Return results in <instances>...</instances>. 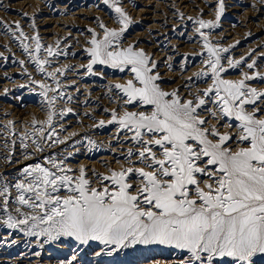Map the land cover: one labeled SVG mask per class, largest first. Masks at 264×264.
<instances>
[{"label": "snow or ice", "instance_id": "snow-or-ice-1", "mask_svg": "<svg viewBox=\"0 0 264 264\" xmlns=\"http://www.w3.org/2000/svg\"><path fill=\"white\" fill-rule=\"evenodd\" d=\"M103 4L114 10L118 28L100 22L102 36L89 29L92 38L85 50L90 58L85 71L96 75L94 66L103 65L132 74L109 90H119L124 105L142 110L112 111L107 123L115 124L118 132L131 133L128 139L135 150L129 148L126 159L131 164L135 157L137 163L119 171L112 169L108 175L97 174L100 187L94 186L84 167L74 173L67 166L71 153L26 165L15 183L0 174V229L23 234L29 246L35 238L41 249L45 245L63 247L65 241H71L70 256L59 264H85L81 253L86 251L96 257H118L129 250L158 248L170 250V256L179 254L172 264H264V90L248 83L264 81V73L256 70L255 60L222 57L229 48L212 44L205 33V29L219 27L224 0H218L215 20H195L207 52L206 70L196 75L210 77L211 84L192 98L178 89L164 90L161 76L154 72L155 60L134 44L122 46L124 34L133 24L122 0H103ZM0 26L20 39L37 71L52 82L32 81L49 111L46 121L33 120L32 133L19 136L22 146L29 147V137L40 152L45 150L42 141L66 144L54 120L56 101L65 96L72 100L61 90L60 77L69 69L52 65L68 53L58 50L59 42L42 44L38 31L27 36L18 23L13 28L0 21ZM32 27L35 29V23ZM26 40L34 41V48ZM241 64L252 70L242 72V79L223 75ZM72 111L66 108L59 115ZM205 112L217 121L226 119L229 128L233 125L227 121L238 122L235 140L230 132L209 126ZM105 124L101 120L98 126ZM4 127L17 135L13 122ZM88 144L95 146L92 140ZM93 244L102 246L101 250L92 249ZM148 264L169 262L153 257Z\"/></svg>", "mask_w": 264, "mask_h": 264}, {"label": "rangeland", "instance_id": "rangeland-1", "mask_svg": "<svg viewBox=\"0 0 264 264\" xmlns=\"http://www.w3.org/2000/svg\"><path fill=\"white\" fill-rule=\"evenodd\" d=\"M6 1V2H5ZM17 1V2H16ZM21 1H24V0H20V2ZM27 1H29V3H24V5L22 6V5H20V7L15 11L14 10V8L16 7V4L17 3H20L19 2V0H0V21H3L4 22V20H5V22L8 20V17H10L9 15H11V17L13 16V18L15 17V19H17L18 21H19V24H20V26H21V28L22 29H24V32L26 33V35L27 36H29V37H31V36H33V35H35L34 33H33V31L36 33V31L38 30V32H39V35H40V37H41V43L42 44H44L45 42H46V40H48V39H50L51 37H53L52 36V34H46L47 35V38L48 39H46L45 41H44V34H42V32L40 31L42 28L43 29H45V28H52V27H54V25L56 26V25H59L58 27H60V28H63V27H65V31H68V33L67 32H65V34H68V35H70L71 37L70 38H74L75 36H76V38H77V40H78V46H79V48H78V51L80 52V54H82V55H84V54H86L87 52L85 51V49H87L86 47H89L90 46V44H89V39L91 40V33H89V29H95L98 33H100L101 34V36H102V30L99 28V24H100V22L101 21H103V23H105L108 27H110V28H118V22H117V20H116V14H115V12H113V9L110 11V9L111 8H109L108 6H106V5H104L103 4V1L102 0H63V1H61V0H55V7L57 6V7H59V8H61V6L63 7V6H65V19H63V20H58L59 21V24H58V22L57 23H55V22H51V19H50V17L48 16V13H45L46 11H47V9H46V7L44 6V5H42L41 3H38V4H34V3H37V0H27ZM60 1V2H59ZM75 1H77L76 3H75ZM144 0H142V1H140V0H122V6H123V8L124 7H126V6H130L131 7V9H129L130 7H127V8H124V10L126 11V12H128L129 14H130V16L132 17V19H133V25H130V27L128 28V30L125 32V34H124V41H123V45L122 46H124V47H126V46H128V44L131 42L132 44H134V45H136V46H138V48H141V49H144L145 50V52L149 55L150 53V55L149 56H151L154 60H155V62H156V65H157V67H158V65L160 64V63H164V64H166V66H165V68H163V70L165 71V69L168 67V65H172V64H178V65H174L172 68L169 66V68H171V70L170 71H172V69L173 68H175L176 67V69H180V68H187L188 70L186 71V70H184V71H186V72H189L190 71V73L192 72V73H194L193 75H192V73L189 75V76H191V77H189V78H187V79H185L183 82V84H184V86H186L187 87V89L188 90H191V92H193V93H201V92H203V90L205 89V88H207L210 84H211V79H210V77L209 78H197V73H199V72H201L200 70H202V68H203V70H206L205 69V66H204V62L203 61H206V58H207V52H203V51H206L205 49H203V43H201V42H203V40H202V37H199V34H198V32L196 31V29H197V26H195L196 25V23H195V19H198V17L199 18H202V19H208L207 18V16L209 15L208 14V12H203V13H198L197 14V11L196 10H198V8L197 7H199V5H197V4H194L195 5V7L194 8H187L186 6H187V4L189 3H187V2H183V3H185V4H183L182 2H179L180 0H145L144 2H143ZM159 1V2H158ZM171 1V2H170ZM227 0H224V3H227L226 2ZM231 1H234V0H231ZM5 2V3H4ZM67 2H70L69 4L67 3ZM102 2V3H101ZM127 2V3H126ZM151 2V3H150ZM162 2V3H161ZM174 2V3H173ZM178 2V3H177ZM3 3V4H2ZM16 3V4H15ZM32 3V4H31ZM61 3H63V4H61ZM73 3V4H72ZM82 3L84 4V5H82ZM126 3V5H124ZM131 3V4H130ZM133 3V4H132ZM140 3V4H139ZM155 3V4H154ZM173 5H172V4ZM176 3H177V5H176ZM180 3V4H179ZM182 3V4H181ZM199 3H200V1H199ZM12 4V5H11ZM26 4V5H25ZM30 4L33 6H35L37 9H39V10H37L34 6L32 7H30ZM61 4V5H60ZM71 4V5H70ZM137 4V5H136ZM148 4V5H147ZM179 4V5H178ZM8 6V8H7V6ZM12 7H11V6ZM29 5V6H28ZM67 5V6H66ZM79 5H82L81 7H78ZM89 5V6H88ZM105 7H104V6ZM141 5V6H140ZM147 5V6H146ZM153 5H155L154 7H151V6H153ZM161 5V6H160ZM171 5V6H170ZM183 5V6H182ZM186 5V6H185ZM5 6V7H4ZM28 8H27V7ZM42 6V7H41ZM87 6V7H86ZM91 6V7H90ZM95 6V7H94ZM144 6V7H143ZM174 6V7H173ZM175 6H176V8H175ZM181 6V7H180ZM22 7H23V9L24 10H22ZM26 7V8H25ZM43 9H41V8ZM45 7V8H44ZM97 7V8H96ZM133 7V8H132ZM161 7H162V11H160L161 10ZM177 7H178V9H177ZM184 8V10H183V8ZM3 8V9H2ZM17 8V7H16ZM21 8V9H20ZM31 8V9H30ZM35 8V10H33ZM69 8H70V11H69ZM71 8H73V9H71ZM80 8H82V9H84L83 10V12H80V13H78V11L79 10H77V9H80ZM86 8H87V10L91 13V8H92V13H95V14H92L91 16H90V13L88 12V11H85L86 10ZM101 8V9H100ZM140 10H139V9ZM147 10L148 11V13L147 12H145V10ZM165 8V9H164ZM170 8V9H169ZM182 8V9H181ZM29 9V11H27V10ZM46 9V10H45ZM135 10V12L133 13L132 12V10ZM138 9V10H137ZM150 9V10H149ZM155 9H157V13L158 14H160V15H158V14H153V13H150V12H152V10L153 11H155ZM175 9V10H174ZM178 11H177V10ZM180 9V10H179ZM189 9V10H188ZM3 10H5V11H3ZM72 10V11H71ZM98 12H97V11ZM105 12H104V11ZM107 10H109V11H107ZM133 10V11H134ZM142 10H144V12L142 11ZM167 10V11H166ZM173 10V11H172ZM195 10V11H194ZM28 12V14H27V12ZM30 11H32V12H30ZM75 11H76V13H75ZM103 11V12H102ZM140 11H142V12H140ZM185 11V12H184ZM1 12H3V14L1 13ZM21 12V13H20ZM26 12V13H25ZM31 14H33V15H31V16H29L30 15V13ZM34 12V13H33ZM43 12V13H42ZM68 12V13H67ZM72 12H74V13H72ZM100 12V13H99ZM102 12V13H101ZM112 12V13H111ZM166 12H168V14L166 13ZM174 12V13H173ZM180 13L179 15H181V12H183L182 14H183V19L181 18V17H179V15H178V13ZM191 12V13H190ZM192 12H193V14H192ZM196 12V13H195ZM263 13H264V11H262ZM7 14V17H6V15L5 14ZM35 13L37 14V15H35ZM41 13V14H40ZM78 13V14H77ZM100 15H99V14ZM103 13H104V15H103ZM137 15H136V14ZM170 13V14H169ZM190 13V14H189ZM19 14H21V15H19ZM23 14V15H22ZM39 14V15H38ZM69 14V15H68ZM82 14V15H81ZM101 14H102V17H101ZM109 14V15H108ZM114 14H115V17H114ZM133 14H134V16H133ZM138 14H139V16H138ZM164 15V18L161 16V15ZM176 16H175V15ZM205 14H207L206 15V17H205ZM216 13H213L212 15H209L208 17H209V19L211 20H214L215 19V17H216V15H215ZM26 15V16H25ZM98 15V16H97ZM152 15H154L155 17L154 18H149V17H153ZM184 15H186V16H184ZM192 16V18L193 19H188L187 18V16ZM196 15V16H195ZM198 15V16H197ZM215 15V16H214ZM1 16H2V18H1ZM29 16V17H28ZM98 18H97V17ZM100 16V17H99ZM110 16V17H109ZM147 16H149V17H147ZM158 16V17H157ZM169 16H170V18H169ZM189 16V17H190ZM249 17H251V15L249 14L248 15ZM26 17V19H24ZM32 17H34V18H32ZM42 17H43V19H42ZM57 18H59V16H56ZM55 17V18H56ZM72 17V18H71ZM76 17V18H75ZM85 19H84V18ZM93 17V18H92ZM136 17V18H135ZM185 17V18H184ZM249 17H245L244 19H245V21H243L242 19H240V21H243V22H247V23H245V24H249V23H251L252 21H253V18H250L249 19ZM253 17V16H252ZM37 18V19H36ZM47 18H49V20L50 21H47L48 19ZM77 18H79V19H77ZM104 18L106 19H108L107 21L106 20H104ZM139 18V19H138ZM176 18V19H175ZM187 18V19H186ZM214 18V19H213ZM7 19V20H6ZM31 20V21H28V20ZM42 19V20H41ZM45 19V20H44ZM47 19V20H46ZM74 19V20H73ZM81 19H83V20H81ZM97 19V20H96ZM113 19V20H112ZM137 19V20H136ZM185 19V20H184ZM208 19V20H209ZM249 19V20H248ZM12 20V19H11ZM22 20V21H21ZM68 21L70 24L71 23H73V24H69L68 25V23L66 22V21ZM77 20H79V21H77ZM110 20H111V22H110ZM134 20H136V21H134ZM144 20H146V21H144ZM153 20V21H152ZM166 20V21H165ZM181 20H184V21H181ZM194 20V21H193ZM234 20H236V21H239L238 19H234ZM248 20V21H247ZM10 21V20H9ZM25 21V23H22V22H24ZM37 21V22H36ZM44 21V22H43ZM91 21H93V22H91ZM105 21V22H104ZM112 21H113V23H112ZM143 21V22H142ZM150 21V22H149ZM158 23H157V22ZM171 22V24H170V22ZM175 21V22H174ZM176 21L178 22V23H176ZM31 22H36L35 23V29L36 30H34L33 29V27H32V24L33 23H31ZM40 22H43V23H40ZM63 22H64V24H63ZM79 22V23H78ZM89 22V23H88ZM91 22V23H90ZM107 22V23H106ZM140 22V23H139ZM161 22V23H160ZM164 22V23H163ZM168 22V23H167ZM183 22V23H182ZM222 24H221V23ZM229 22H231V23H233L234 21H229ZM28 25H27V24ZM29 23H30V25H29ZM53 23V24H52ZM67 23V24H66ZM112 23V24H111ZM156 23V24H155ZM166 23V24H165ZM174 23H176L178 26H172V24H174ZM179 23H180V25H179ZM182 23V24H181ZM194 23V24H193ZM236 22H234V24H235ZM6 24V23H5ZM8 24H10L11 26L14 24V20H12L10 23H8ZM39 24V25H38ZM44 24V25H43ZM89 26H88V25ZM111 24V25H110ZM135 24V25H134ZM143 24H147V25H149L150 27H147V25L145 26V25H143ZM165 24V25H164ZM24 25H25V27H24ZM41 25H43L42 27H40V29L37 27V26H41ZM53 25V26H52ZM93 25V26H92ZM143 25V26H142ZM156 27H155V26ZM170 25V26H169ZM183 25V26H182ZM187 25V26H186ZM194 25V26H193ZM219 25L220 26H222V27H224L223 25H224V23H223V20H222V16H221V18H220V21H219ZM31 26V27H30ZM69 26V27H68ZM81 26V27H80ZM85 26V27H84ZM91 26H92V28H91ZM134 26V27H133ZM153 26V27H152ZM161 26V27H160ZM163 26V27H162ZM169 26V27H168ZM172 26V27H171ZM182 26V27H181ZM185 26V27H184ZM219 26V27H220ZM24 27V28H23ZM72 29H71V28ZM89 27V28H88ZM97 27V28H96ZM146 27V28H145ZM152 27V28H151ZM160 27V28H159ZM173 28H175V31L176 32H179V33H182L183 34V36H186L187 34L190 36H188L189 37V40H186L185 41V38H182L180 41H182L180 44H179V42L178 43H174V44H171L172 43V41H173V39H172V36H173V31H172V29ZM216 27L215 29H212V30H208V29H206V31H205V33H207L208 35H209V39L211 38V36L213 35V39H215V40H213L212 38L210 39V41L212 42V44H216V45H218V46H220V47H227V48H230V45H231V43H224V44H222L223 42H228V40H233L235 37L237 38V40H238V38L240 37L241 38V36L238 34V32L237 33H235V34H233V35H231L232 37H229V38H227V39H225L226 37H223L224 35H220L219 34V31L218 30H223L222 29V27ZM13 28H14V26H13ZM99 28V29H98ZM150 28V29H149ZM156 28V29H155ZM165 28V30H164V33H163V29ZM167 28H168V30H167ZM178 28H179V30H178ZM218 28V29H217ZM25 29L28 31H25ZM133 29V30H132ZM140 29H141V31H140ZM143 29H144V32H143ZM147 30V32H146V30ZM152 29H154V32H153V30ZM162 29V30H161ZM177 29V30H176ZM6 29L4 28V27H0V38H4L5 39V42H4V39L2 38V39H0V54H2V55H0L1 57H0V88L4 85V87H6V89H7V91L5 92V88L3 87V89L1 90L2 91V93H4V94H0L1 96H0V120L1 121H3L2 123H1V121H0V123L2 124V125H6L7 123L9 124V122H10V120H11V122H13V124H14V130H15V133L16 134H18V135H16V137L15 136H13V135H11V134H9L10 133V130L9 129H7V128H5L4 126H2L1 124H0V133H1V139H0V169H1V167H2V165H3V163H4V161H6V160H12V161H15L17 158H15V156H20V154H23V153H25L26 151L29 153V152H37V150H36V146H34L33 145V143H32V139H31V137H29V139L26 141V143L29 145L30 143V145H29V148H27V149H25L23 146H22V144H21V141H20V139H19V136L20 135H23L25 132H27L28 131V133H32L33 132V128H31V127H33V126H31L32 125V122H33V120H38V118H40L39 120L40 121H46L47 119H46V116L48 117V112L46 111V109L49 111V109L47 108L48 106H47V104L46 103H44V98L41 96V95H39V92L41 91L39 88H38V86L35 84L34 85V83L32 84L31 82H32V80H36V81H41V82H44V83H52L50 80H47L46 81V79L44 80L43 78L44 77H42V74L41 73H39V72H37V69H36V66H35V64L31 61V57L29 56V54L27 53V55L25 54L26 52L24 51V49H23V47H22V49H21V42L18 44V42L20 41V39H15L16 37H14L13 35H12V33H8V31L6 32L5 31ZM139 30V31H138ZM150 30V31H149ZM157 30V31H156ZM158 30H159V32H158ZM214 30V31H213ZM216 30V31H215ZM167 31V32H166ZM171 32V33H169V32ZM191 31V32H190ZM193 31H195V32H193ZM5 32V33H4ZM31 32V33H30ZM41 32V33H40ZM73 32V33H72ZM81 32H83V33H81ZM139 34H138V33ZM4 33V34H3ZM33 33V34H32ZM71 33L73 34V35H71ZM77 33V34H76ZM135 33V34H134ZM153 33V34H152ZM158 35H157V34ZM191 33V34H190ZM196 33V34H195ZM216 33H218V34H216ZM32 34V35H31ZM80 34V35H79ZM83 34V35H82ZM137 34V35H136ZM142 34V35H141ZM148 34V35H147ZM152 34V35H151ZM156 34V35H155ZM165 34V35H164ZM211 34V35H210ZM2 35V36H1ZM8 35H10V36H8ZM16 35L18 36L19 35V32H18V34H17V32H16ZM75 35V36H74ZM87 35L90 37H87ZM134 35H136V36H134ZM156 36V37H154V36ZM168 35V36H167ZM171 35V36H170ZM192 35V36H191ZM197 35V36H196ZM236 35V36H235ZM239 35V36H238ZM79 36V37H78ZM81 36V37H80ZM83 36H85V40H84V37ZM134 36V37H133ZM141 36V37H140ZM143 36V37H142ZM163 38H162V37ZM219 38H218V37ZM235 36V37H234ZM238 36V37H237ZM264 34L260 37V38H258V40L256 39V40H252L253 42H255V41H259V40H261V42H260V44H259V46H261V45H263V47L261 48H259L258 47V49L257 50H255V51H248L249 49H250V47H251V45H253L252 43V41H251V43H250V41H248V39H246V37H243L242 38V41H241V39L239 38V40L242 42H239V47L237 48V50H238V53H236L235 55H233V56H230L231 54L230 53H226V54H224V53H222L221 55H222V57H230V58H228V59H232V60H242V61H245V62H251V61H253V60H255V62H256V69L258 70V71H261L262 69V72L261 73H264V68H263V66H264V64H263V62H264V43H263V41H264ZM83 37V39H81ZM133 37V38H132ZM135 37H137V39L135 38ZM140 37V38H139ZM145 37H147V38H145ZM198 37H199V40H198ZM222 37V38H221ZM10 38H11V40H10ZM263 38V39H262ZM7 39V40H6ZM22 39V38H21ZM43 39V40H42ZM141 39V40H140ZM153 39V40H152ZM163 39H164V41H163ZM171 39V40H170ZM197 39V40H196ZM219 39V40H218ZM15 40H19V41H15ZM87 40V41H86ZM151 41V42H149V41ZM157 40V41H156ZM176 40H177V38H176ZM196 41V43H195V41ZM226 40V41H225ZM243 40H245V41H243ZM8 41V42H7ZM10 41V42H9ZM29 41V42H28ZM80 41H81V43L84 41H86L84 44L82 43V45H81V43H80ZM154 41V42H153ZM169 41V42H168ZM184 41V42H183ZM201 41V42H200ZM8 44H7V43ZM17 42V43H16ZM135 42V43H134ZM155 42H156V44H155ZM158 42V43H157ZM171 42V43H170ZM220 42V43H219ZM15 43V44H14ZM24 43H27V44H29V46H30V48H34L33 46L34 45H32V44H34V41H32V40H26V42L24 41ZM125 43V44H124ZM128 43V44H127ZM130 43V44H131ZM139 43V44H138ZM140 43H141V46L142 45H144V46H140ZM153 43V44H152ZM167 43V44H166ZM169 43V44H168ZM191 43H193V44H191ZM217 43H219V44H217ZM248 43H250V44H248ZM127 44V45H126ZM151 44V45H150ZM160 44V45H159ZM175 44H177L175 47L173 46V45H175ZM194 45V46H191V45ZM200 44V45H199ZM228 44H230V45H228ZM233 44V43H232ZM249 45V46H247V45ZM3 45H5V47H4V49H3ZM10 46V47H8V46ZM32 45V46H31ZM45 46H48V45H46V44H44ZM52 46H55L54 44H51ZM85 45V46H84ZM170 45H172V46H170ZM188 45L189 46H191V48L190 47H188ZM14 48H13V47ZM17 46V47H16ZM155 46V47H154ZM165 46H167V48L165 47ZM202 48H201V47ZM81 47V48H80ZM83 47H85V48H83ZM174 47V48H173ZM181 47H183V48H181ZM185 47V48H184ZM196 49H195V48ZM198 47H200V49L198 48ZM248 47H249V49H248ZM5 48H7L6 50H8V51H6L5 50ZM17 48V49H16ZM151 48V49H150ZM189 48V50L190 51H192V54H191V52L188 50L187 51V49ZM15 51H14V50ZM81 49V50H80ZM159 49H162V50H159ZM178 49V50H177ZM185 49V50H184ZM197 49H198V51L199 50H201L200 52L201 53H203V55H201V53L199 52L198 53V51H197ZM247 49V50H246ZM259 49H261V50H259ZM10 50H11V52H10ZM13 50V51H12ZM20 50V51H19ZM68 50V51H67ZM72 49L70 48V47H66V45H65V51L66 52H70ZM171 50H173V51H171ZM241 50L244 52V55H243V52L241 53ZM245 50V51H244ZM263 50V51H262ZM1 51H2V53H1ZM6 51V52H5ZM17 51V52H16ZM22 51H24V52H22ZM151 51V52H150ZM158 51V52H157ZM164 51V52H163ZM184 51H186V52H184ZM240 51V52H239ZM258 51V52H257ZM5 54H4V53ZM161 52H162V54L163 55H160L161 54ZM178 52V53H177ZM183 52V54H181ZM187 52L189 53L188 54V57H187ZM250 52V53H249ZM18 53V54H17ZM19 53L21 54V56L19 55ZM42 53H44L43 52V50L41 51V55L43 56L44 54H42ZM153 53V54H152ZM156 53V54H155ZM185 53V54H184ZM196 53V54H195ZM246 53V54H245ZM248 53V54H247ZM165 54V55H164ZM175 54V55H174ZM200 55L201 56V58L198 56L197 57V55ZM230 54V55H229ZM237 54H239V55H237ZM254 54H256V55H254ZM12 55H14V57L17 59H15ZM156 55H158V56H156ZM174 55V56H173ZM178 55V56H177ZM206 55V56H205ZM241 55H243V56H241ZM253 55V56H252ZM2 56H4V57H2ZM17 56V57H16ZM18 56H20V57H18ZM160 56V57H159ZM164 56V57H163ZM171 57L170 59H169V57ZM177 56V57H176ZM238 58H236V57ZM260 56V57H259ZM7 57V58H6ZM23 57V58H22ZM26 57H28V59L26 58ZM87 57V58H86ZM182 57V58H181ZM206 57V58H205ZM232 57V58H231ZM240 57H242L241 59H239ZM248 57V58H247ZM158 58H159V61H158ZM179 58V59H178ZM185 58V59H184ZM198 58V59H197ZM204 58V59H203ZM261 58V59H260ZM12 59V60H11ZM89 56L86 54V56L83 58V60H81V63H80V65L83 63V62H85V60H86V62L88 63V61H89ZM188 59V60H187ZM190 59V60H189ZM3 60V61H2ZM7 60V61H6ZM66 60L68 61L69 60V58H66L65 57V62H66ZM167 60H170V62L169 61H167ZM12 61V62H11ZM19 61H24V63L25 64H27V66L23 63V66L24 67H22V64L19 62ZM58 61V60H57ZM161 61V62H160ZM178 61V62H177ZM182 61V62H181ZM188 61H189V64H188ZM191 61V62H190ZM5 62V63H4ZM8 62H9V64H8ZM16 62H18V63H16ZM86 62H85V64H86ZM167 62V63H166ZM169 62V63H168ZM174 62V63H173ZM196 63V65H195V63ZM198 62V63H197ZM203 62V63H202ZM15 63V64H14ZM20 63V64H19ZM29 63H31V64H29ZM181 63V64H180ZM223 63H225L226 65H227V62H226V60H223ZM262 63V64H261ZM7 65V67H6V65ZM28 64H29V66H28ZM66 65V67L65 68H70L69 69V71H67L66 73H65V79L67 80L68 79V81L66 82V80H65V82L64 81H61V83H62V89L61 90H63L64 92H66L65 91V89L66 90H70L69 92H70V94H69V92L67 93V95L69 94L71 97H74V99H72L71 101H67V96H65V99H63V100H57L56 102L58 103H56L55 104V108L57 109L56 110V112H58L57 114L58 115H56V117H55V121H54V126H55V128H56V131H57V133L59 134V136L61 135V134H63L64 133V130H66V129H60V128H62V123H61V121H62V118L64 117H61L60 115H59V111L60 110H64V108L63 107H66L67 105V107L68 108H72L73 109V111L71 112V113H66L65 115H72V117L74 118V120H75V127H73V129H75L76 127H77V133H78V137H80V138H76L77 140H75L76 142L74 143V147L72 146L71 148H68V149H66V151H68V152H72L73 154L74 153H76V154H71V158L69 157L66 161L68 162H66V164H67V166L68 167H72V169L74 170V173H78L77 171L79 170L78 168H80V165H81V167H84L85 169H87V172L88 171H90V175L88 176V177H90L91 176V180L94 182V177H96L97 176V174H102V175H108V173H110V170H112V169H115V170H118L119 169V167L120 166H122V164L123 165H125V164H128L127 162H129L127 159H126V157H124V158H122V157H120V154H114V155H112L111 153H106L105 155H103V154H101V149H100V147H98V145L97 146H94V147H92V146H90L89 144H88V141L89 140H92V141H95L96 139H98V137H99V134L100 133H102V132H104V134L103 135H108V134H112L116 129H117V126H115V124H109V123H107L106 121H109V117H110V113L112 112V111H122V108L124 107L125 109H128L129 107L127 106V105H124V102H123V99H122V96H120V97H118V99H117V97L116 96H114L115 94H116V89H112L111 91H109L108 89H110L112 86H113V84H118V82L119 83H125V81L127 80L126 78H128V77H131V73L130 72H121L122 74H121V76H119L118 74V72L119 71H117L116 69H112V68H105V69H107V73L109 72H111L110 74H111V78L110 79H104L102 82H100L99 80H98V78H96L97 77V71L99 72L100 70H102V68H104V67H107V66H104L103 67V65L101 66V65H96V66H94V71H96V75H92V74H90V73H87L84 69V67H85V64L83 65L82 64V66L80 67V65L79 66H71L70 67V64H68L67 62L65 63ZM203 66H202V65ZM2 65V66H1ZM17 65V66H16ZM21 65V66H20ZM55 65L56 64H54V66H53V68L55 67ZM87 65V64H86ZM161 65V64H160ZM184 65V66H183ZM187 65V66H186ZM68 66V67H67ZM181 66V67H180ZM194 66V67H193ZM199 66V67H198ZM20 67V68H19ZM80 69H78V68ZM97 67V68H96ZM156 67V68H157ZM193 67V68H192ZM195 67H196V69H195ZM201 67V68H200ZM12 68V69H11ZM14 68H16V69H14ZM25 68H26V70H25ZM28 68H30V69H28ZM77 69V70H75V71H72L71 69ZM83 68V69H82ZM100 68V69H99ZM190 68H191V70H190ZM197 68H200V69H197ZM238 68V69H237ZM237 68H235L236 70H235V72L234 73H232L233 74V76H232V74H227V75H224L225 77H232L234 80H238L240 77V79H242V72L244 71V72H246V71H252V70H248V68L244 65V64H241L239 67H237ZM240 68V69H239ZM6 71H5V70ZM7 69H8V71H7ZM10 69H11V71H10ZM18 69H19V71H18ZM33 71H32V70ZM50 70H51V68H49ZM48 69V70H49ZM97 69V70H96ZM194 69V70H193ZM230 69V68H229ZM228 69V70H229ZM3 70V71H2ZM114 70H116V71H114ZM239 70V71H238ZM22 71H24V72H22ZM26 71H27V73H26ZM29 71V72H28ZM164 71H163V73L162 74H164ZM195 71V72H194ZM199 71V72H198ZM8 72V73H7ZM11 72V73H10ZM20 74H19V73ZM116 72V73H115ZM154 72H156V70L154 69ZM165 72H167V71H165ZM1 73H2V75L3 76H6V77H4V78H2L3 76H1ZM24 73H26V74H28V75H26V74H24ZM30 73V74H29ZM34 73V74H33ZM36 73V74H35ZM69 73H73V75H71V74H69ZM83 73V74H82ZM108 73V75H110ZM173 73V72H172ZM41 74V75H40ZM78 74V75H77ZM87 74V75H86ZM117 74V75H116ZM125 74H126V76H125ZM17 75H18V77H17ZM75 75H76V77H75ZM85 77H84V76ZM92 75V76H91ZM240 76V77H237V76ZM28 76V77H27ZM31 76V77H30ZM37 76H39V77H37ZM68 76V77H67ZM74 76V77H73ZM114 76V77H113ZM128 76V77H127ZM21 77H23V78H21ZM24 77H27V78H24ZM78 77V79L76 80V78ZM83 77V78H82ZM90 77V78H89ZM95 77V78H94ZM116 77V78H115ZM195 77V78H194ZM19 78V79H18ZM61 78H63V76H61L60 77V79ZM70 78V79H69ZM88 78V79H87ZM113 78H114V80L115 79H117V78H122V79H124V81L123 80H121V81H112L113 80ZM191 78V79H190ZM8 79V80H7ZM17 79H18V81H22L23 82V79H25L24 80V82L22 83H17L18 81H17ZM37 79H40V80H37ZM112 79V80H111ZM190 79V80H189ZM232 79V80H233ZM239 79V80H240ZM15 80H16V84H15ZM29 80V81H28ZM43 80V81H42ZM72 80V81H71ZM74 80V81H73ZM77 82H76V81ZM108 80H111V82H109V83H107V81ZM10 82V85H9V83H7V82ZM70 81V82H69ZM80 81V82H79ZM188 81V82H187ZM7 83V84H5V83ZM91 82V83H90ZM174 82V81H173ZM172 82V83H173ZM198 82V83H197ZM14 83V84H13ZM64 83H66V84H64ZM69 83V84H68ZM72 83H73V85H72ZM76 83V84H75ZM78 83H79V85H78ZM100 85H102V86H104V92H105V97H104V99H102V97H99V98H92L91 96L92 95H90L92 92H95L97 89H98V87H99V84ZM104 83V84H103ZM189 83H191V84H189ZM248 83H252L251 85L252 86H254V87H256V88H260V90L261 89H263L264 90V81H261V80H253V81H249ZM254 83V84H253ZM261 83V84H260ZM2 84V85H1ZM13 84V85H12ZM18 84H19V86H18ZM23 86H22V85ZM28 84H30L29 86H28ZM84 86V88H83V86ZM91 85V86H87V85ZM94 84V85H93ZM161 84V83H160ZM7 85H9L10 86V88L12 89H10L9 88V86H7ZM15 85L17 86L16 88H15ZM28 87H27V86ZM32 85V86H31ZM64 85V86H63ZM98 85V86H97ZM109 85V86H108ZM202 87H201V86ZM257 85V86H256ZM66 86V87H65ZM69 86V87H68ZM72 88H71V87ZM76 86V87H75ZM78 86V87H77ZM81 86H82V88H81ZM88 87L87 89H86V87ZM106 86V87H105ZM162 86V88H163V84L161 85ZM200 86V87H199ZM23 87V88H22ZM30 87H32V91L30 90ZM197 87V88H196ZM263 87V88H262ZM15 88V89H14ZM25 88V89H24ZM34 88H35V90H34ZM38 88V89H37ZM78 88V89H77ZM95 88V89H94ZM106 88V89H105ZM197 89V91L195 90V89ZM200 88V89H199ZM259 88H258V90H259ZM20 89V90H19ZM76 89V90H75ZM86 89V90H85ZM91 89V90H90ZM164 89V88H163ZM19 90V91H18ZM30 91V92H27V91ZM37 90H38V92H37ZM93 90V91H92ZM107 90V91H106ZM4 91V92H3ZM8 91H9V93H8ZM12 91V92H11ZM25 91V92H24ZM34 91V92H33ZM83 91V92H82ZM85 91V92H84ZM115 91V92H114ZM118 92H119V90H117ZM11 92V93H10ZM14 92H16V94L14 93ZM22 92V93H21ZM37 92V93H36ZM73 92V93H72ZM75 92V93H74ZM86 92H89V93H87L86 94ZM111 94H110V93ZM7 93V94H6ZM23 93H25V94H23ZM31 93V94H30ZM34 93V94H33ZM27 94V95H26ZM33 94V95H32ZM38 94V95H37ZM51 94V95H50ZM53 93H49V96H53V95H55V93L52 95ZM75 94V95H74ZM82 96H81V95ZM85 94V95H84ZM10 96V97H7V96ZM19 95V96H18ZM36 95V96H35ZM15 96H16V98L17 97H23L24 96V99L25 100H27V101H29V103H30V107H29V109H31V110H26V111H22L20 108H18L17 106H16V103H15V101H13L14 99L13 98H15ZM41 96V97H40ZM83 96H85L84 98H86V99H84V98H82ZM109 96V97H108ZM115 97L116 99H114L113 97ZM5 98L6 97V99H5V101H3L2 100V98ZM79 97V98H78ZM108 97V98H107ZM10 98V99H9ZM29 98V99H28ZM88 98V99H87ZM93 100H92V99ZM120 98V99H119ZM12 99V100H11ZM34 99V100H33ZM38 99H40L39 101H38ZM80 99V100H79ZM97 99H99L100 101L101 100H103L104 101V104H103V106L106 108L105 110H106V113H100V111H96L97 110V104H95V100H97ZM108 99V100H107ZM111 99H113L114 100V103H112L113 102V100H111ZM75 100V101H74ZM86 100H87V102H86ZM119 100V101H118ZM3 101V102H2ZM64 101V102H63ZM84 101V102H83ZM115 101H116V103H115ZM68 102H69V104H68ZM89 102V103H88ZM119 102V103H118ZM3 103H4V105H3ZM15 103V104H14ZM37 103V104H36ZM39 103V104H38ZM44 104V105H41V104ZM62 103H65V104H67V105H65V104H62ZM89 105H88V104ZM106 103V104H105ZM118 103V104H117ZM123 103V104H122ZM8 104V105H7ZM34 104V105H33ZM84 104V105H83ZM114 104V105H113ZM5 105H7L6 107H5ZM32 105V106H31ZM39 105H41V106H39ZM56 105H58V106H56ZM63 105V106H62ZM65 105V106H64ZM88 105V106H87ZM108 105V106H107ZM110 105H112V107L110 106ZM122 105V106H121ZM8 106H10V107H8ZM14 106H15V108H14ZM43 106H45V108L43 107ZM47 106V107H46ZM60 106V109H58V107ZM70 106V107H69ZM91 106H92V109H91ZM116 106V107H115ZM127 106V107H126ZM33 107V108H32ZM39 107V108H38ZM94 107V108H93ZM108 107H110V108H108ZM113 107H115V108H113ZM120 107H122V108H120ZM209 107H211L210 105H209ZM7 108H9V111L7 112V113H4L3 111H1L2 109H7ZM120 108V109H119ZM123 108V109H124ZM13 111H11V110ZM37 109V110H36ZM40 109V110H39ZM43 109H44V111H43ZM76 109V110H75ZM85 109H86V111H85ZM88 109V110H87ZM115 109V110H114ZM81 110H84V111H81ZM89 110H90V113L92 112V116H90V113H89ZM95 110V111H94ZM111 110V111H110ZM16 111V112H15ZM34 111H36V113L34 112ZM37 111H39V112H37ZM81 111V112H80ZM88 111V112H87ZM41 112V113H40ZM47 114H46V113ZM80 112V113H79ZM1 113H4L3 115L1 114ZM14 113V114H13ZM27 113H29V114H27ZM40 113V114H39ZM15 114H16V116H15ZM18 114V115H17ZM22 114V115H21ZM32 114V115H31ZM36 114V115H35ZM42 114H43V116H42ZM79 115V116H77V115ZM82 114V115H81ZM99 114V115H98ZM206 114H208V115H206ZM14 115V116H13ZM19 115H20V117H19ZM29 115V116H28ZM31 115V116H30ZM40 115V116H39ZM97 115V116H96ZM208 116V117H205L206 119H210V125L209 126H212L213 125V123L215 122V121H217L216 119H213L212 117H211V115H210V113L209 112H206V113H204V116ZM58 116V117H57ZM89 116V117H88ZM96 116V117H95ZM10 117H12V118H9ZM17 117V118H16ZM24 117V118H23ZM26 117V118H25ZM28 117H30V118H28ZM60 117V118H59ZM14 118H16V119H14ZM21 118V119H20ZM37 118V119H36ZM43 118V119H42ZM88 118V119H87ZM4 119H6L5 120V122H4ZM20 119V120H19ZM22 119H24V122H23V124H22V122H21V120ZM27 119V120H26ZM28 119H29V121H28ZM58 119V120H57ZM60 119V120H59ZM92 119H94V120H92ZM213 119V120H212ZM8 120H9V122H8ZM12 120H14V121H12ZM78 120V121H77ZM90 120V121H89ZM97 120V121H96ZM99 120L101 121V120H104L105 122H106V125L105 126H102V127H100V126H98V129H97V125L99 124ZM212 120V121H211ZM225 120V121H224ZM19 121V122H18ZM30 121H32V122H30ZM76 121H77V123H76ZM214 121V122H213ZM21 122V123H20ZM27 122V123H26ZM63 122V121H62ZM88 122V123H87ZM92 122V123H91ZM213 122V123H212ZM218 122V123H217ZM217 122H215L214 124L216 125V127L217 128H221V129H219L220 130V132H222L223 130V125H226V119H223V121L222 122H220L219 123V121H217ZM30 125H29V124ZM56 123V124H55ZM80 123V124H79ZM84 123V124H83ZM91 123V124H90ZM223 123V124H222ZM227 123H231L234 127V133H236V132H238V127L236 128V126H235V124L236 123H238V122H236V121H227ZM7 124V125H8ZM19 124H21V125H19ZM29 127V129L28 128H26L27 126ZM63 124H64V122H63ZM79 126H78V125ZM92 125V126H90V125ZM212 124V125H211ZM218 124V125H217ZM17 125V126H16ZM59 127H58V126ZM85 125V126H84ZM94 125V126H93ZM96 125V126H95ZM109 125H110V127H109ZM114 125V126H113ZM19 126V127H18ZM23 126H26L25 128H26V130L23 128ZM82 126V127H81ZM22 127V128H21ZM78 127H80V128H78ZM107 127V128H106ZM116 129H115V128ZM22 129V130H21ZM31 129H32V131H31ZM78 129L80 130L79 132H78ZM94 129H97V130H94ZM106 131H105V130ZM115 129V130H114ZM2 130V131H1ZM60 130H61V132H60ZM84 130V131H83ZM91 130H92V132H91ZM237 130V131H236ZM7 131V132H6ZM18 131V132H17ZM23 132V134H22V132ZM82 131V132H81ZM86 131V132H85ZM230 132L232 131V130H229ZM21 132V133H20ZM67 132V131H66ZM66 132H65V135H66ZM89 132H90V135H89ZM3 133V134H2ZM6 133V134H5ZM88 133V134H87ZM94 134V135H92V134ZM222 133H224V132H222ZM5 134V135H4ZM7 134H9V135H11V137H9ZM47 134V133H46ZM119 134H122V133H120L119 132ZM4 135V136H3ZM39 135V134H38ZM37 135V136H38ZM86 135V136H85ZM7 136V137H6ZM234 136V138L236 137L235 135H233ZM8 138V139H7ZM12 138V139H11ZM17 139V140H16ZM31 139V140H30ZM82 139V140H81ZM84 139V140H83ZM89 139V140H88ZM11 140V141H10ZM15 142V144H14V147H12L11 148V150H10V148H8L10 145H12V142L13 141ZM1 141H2V144H1ZM16 141H18V142H16ZM45 142V141H44ZM44 142L42 141V143L44 144ZM18 143V144H17ZM78 143V144H77ZM82 143V144H81ZM95 143V145L97 144V141H95L94 142ZM80 144V145H79ZM3 147H2V146ZM4 145H6V147L4 146ZM16 145H20L19 147L17 146V147H15ZM8 146V147H7ZM31 146H33V147H31ZM83 146V147H82ZM5 147V148H4ZM22 147V148H21ZM75 147H80V148H76L75 149ZM98 147V148H97ZM35 148V149H34ZM88 148V149H87ZM17 149V150H16ZM23 149V150H22ZM29 149V150H28ZM32 149V150H31ZM45 149H46V145H45ZM74 149L75 150V152H73L72 150ZM94 150V151H92V150ZM98 149V150H97ZM83 150V151H82ZM96 150V151H95ZM4 151V152H3ZM6 151H7V153H9V154H7L6 153ZM17 151V152H16ZM45 151V150H44ZM43 151V152H44ZM90 151V152H89ZM18 152L20 153V154H18ZM23 152V153H22ZM92 152V153H91ZM3 153V154H2ZM4 153H6V154H4ZM13 153V154H12ZM16 153V154H15ZM66 153V152H65ZM87 153V154H86ZM96 153V154H95ZM99 153V154H98ZM5 155V156H4ZM8 155H10V156H8ZM69 154H66V156H68ZM73 155V156H72ZM84 155V156H83ZM95 155V156H94ZM99 155V156H98ZM59 156V155H58ZM77 156V157H76ZM103 156H105V157H107L106 159H104L105 157H103ZM8 157V158H7ZM74 157V158H73ZM101 157V158H100ZM115 157V158H114ZM5 158V159H4ZM44 157H42V159H43ZM79 158V159H78ZM83 158V159H82ZM86 158V159H85ZM99 158V159H98ZM3 159H4V161H3ZM41 159V160H42ZM77 159V160H76ZM71 160V161H70ZM102 160V161H101ZM79 163H78V162ZM83 161V162H82ZM84 161H85V163H84ZM99 161V162H98ZM117 162V164H116V162ZM122 161H123V163H122ZM37 162H42V161H37V160H34L33 162H32V164H34V163H37ZM81 162H82V164H81ZM90 162V163H89ZM93 162V163H92ZM100 162H101V164H100ZM87 163V164H86ZM89 163V164H88ZM100 164V165H102V166H100V165H98V164ZM109 163V164H108ZM111 163V164H110ZM119 163L121 164L120 166H116V165H119ZM74 164V165H73ZM77 164V165H76ZM94 164V165H93ZM115 164V165H114ZM76 165V166H75ZM77 166H78V168H77ZM87 166V167H86ZM91 166H92V169H91ZM118 167V168H116V167ZM94 167V168H93ZM97 167V168H96ZM103 167V168H102ZM107 168V169H105V168ZM110 167V168H109ZM77 170H76V169ZM92 170V171H91ZM96 170V171H95ZM76 171V172H75ZM99 173H98V172ZM103 171V172H102ZM13 172H17V170L15 171H13ZM2 174H4V176H6V177H8L9 179H11V181H12V183H15V181H16V176L15 175H11V173H5V172H3ZM93 174H96V175H93ZM10 175V176H9ZM93 176V177H92ZM12 194H14L15 195V191H13V193ZM13 195V196H14ZM96 247V248H95ZM95 247L94 246H92V249H94L95 251H100L101 250V248H102V246H99V245H95ZM158 250H161V251H158ZM133 252V253H132ZM141 252V253H140ZM145 252V253H144ZM166 252V253H165ZM45 253V252H44ZM139 253V254H138ZM17 255H18V257H22V254H20V252H17L16 253ZM70 254H71V252H69V256H70ZM137 254V255H136ZM145 254V255H144ZM150 254V255H149ZM89 255H91V253H90V251H86V255L84 256L86 259H87V257L89 256ZM69 256H67V257H69ZM130 256V257H129ZM138 256V257H137ZM143 256V257H142ZM121 257V258H120ZM142 257V258H141ZM145 257V258H144ZM150 257V258H149ZM156 258L157 260H167L168 262H169V264H172V262L173 261H175V260H178L179 259V254H177V253H172L171 254V256H170V250L168 251L167 249H155V251L153 250H147V249H140V250H129V252L128 253H125V254H122V256L121 255H119L118 257H103V258H107V259H115V260H118V261H121V260H129V261H133V264H148V261H150L152 258ZM120 258V259H119ZM137 258H138V260H137ZM144 258V259H143ZM37 260V264H47V262L45 261V259H51V258H42L41 260H40V258H33V260L34 261H36ZM134 259H135V261H134ZM137 260V261H136ZM84 261H85V259H84ZM88 261V260H87ZM90 262V261H89ZM89 264V263H88ZM120 264H122V263H120ZM128 264V263H127Z\"/></svg>", "mask_w": 264, "mask_h": 264}, {"label": "bare ground", "instance_id": "bare-ground-1", "mask_svg": "<svg viewBox=\"0 0 264 264\" xmlns=\"http://www.w3.org/2000/svg\"><path fill=\"white\" fill-rule=\"evenodd\" d=\"M14 1V0H13ZM32 1V0H31ZM35 1V0H34ZM58 1V0H57ZM56 1V2H57ZM61 1H63V0H61ZM70 1V0H69ZM79 1V0H78ZM89 1V0H88ZM96 1V0H95ZM103 1V0H102ZM125 1V0H124ZM129 1V0H128ZM134 1V0H133ZM140 1H142V0H140ZM145 1V0H144ZM143 1V2H144ZM147 1V0H146ZM145 1V2H146ZM151 1V0H150ZM160 1V0H159ZM158 1V2H159ZM199 1H200V3H199ZM6 2V1H5ZM4 2V3H5ZM17 2V1H16ZM19 2H20V0H19ZM33 2V1H32ZM55 0H37V3H34V4H38V3H41L42 5H44L45 7H46V9H47V11L45 12V13H48V16L50 17V19H51V22H55V23H57L58 22V24H59V21L58 20H63V19H65L66 17H65V6H61V8H59V7H55ZM60 2V1H59ZM71 2V1H70ZM70 2H67L68 4L70 3ZM77 1H75V3H76ZM171 2V1H170ZM179 2H189L188 4H187V8L189 7V8H194L195 7V5L194 4H197V5H199V7H197L198 8V10H196L197 11V14L198 13H203V12H208V14L209 15H212L213 13H216V11H217V4H218V0H180ZM227 3H224L225 4V11H224V13H223V15H222V20H223V23H224V27H222V26H220V27H222V29L223 30H218L219 31V34L220 35H224L223 37H226L225 39H227V38H229V37H232L231 35H233V34H235V33H237L238 32V34L241 36V41H242V38L243 37H246V39H248V41H250V43H251V41L254 39V40H258V38H260L263 34H264V13L262 12V11H264V0H234V1H231V0H227L226 1ZM24 3H29V1H27V0H24V1H21L20 3H15L16 4V7L14 8V10L16 11L19 7H20V5H24ZM102 3V2H101ZM127 3V2H126ZM126 3L124 4V5H126ZM147 3V2H146ZM151 3V2H150ZM162 3V2H161ZM174 3V2H173ZM178 3V2H177ZM177 3H176V5H177ZM181 3V4H182ZM3 4V3H2ZM32 4V3H31ZM30 4V7L32 6ZM61 4H63V3H61ZM60 4V5H61ZM73 4V3H72ZM131 4V3H130ZM133 4V3H132ZM140 4V3H139ZM155 4V3H154ZM172 4V3H171ZM180 4V3H179ZM178 4V5H179ZM183 4H185V3H183ZM12 5V4H11ZM10 5V6H11ZM26 5V4H25ZM71 5V4H70ZM82 5H84L83 3H82ZM82 5H79L78 7H81ZM137 5V4H136ZM148 5V4H147ZM146 5V6H147ZM173 5V4H172ZM7 6V5H6ZM29 6V5H28ZM34 6V5H33ZM32 6V7H33ZM67 6V5H66ZM89 6V5H88ZM104 6V5H103ZM141 6V5H140ZM155 5H153V6H151V7H154ZM161 6V5H160ZM171 6V5H170ZM183 6V5H182ZM5 7V6H4ZM12 7V6H11ZM27 7V6H26ZM25 7V8H26ZM35 7V6H34ZM42 7V6H41ZM40 7V8H41ZM44 7V8H45ZM87 7V6H86ZM91 7V6H90ZM95 7V6H94ZM105 7V6H104ZM127 7H130V6H126V7H124V8H127ZM144 7V6H143ZM174 7V6H173ZM181 7V6H180ZM7 8H8V6H7ZM28 8V7H27ZM36 8V7H35ZM35 8L33 9V10H35ZM97 8V7H96ZM133 8V7H132ZM175 8H176V6H175ZM183 8V7H182ZM181 8V9H182ZM1 9V8H0ZM3 9V8H2ZM21 9V8H20ZM31 9V8H30ZM37 9V8H36ZM42 9V8H41ZM45 9V10H46ZM71 9H73V8H71ZM101 9V8H100ZM129 9H131V7L129 8ZM139 9V8H138ZM137 9V10H138ZM144 9V8H143ZM165 9V8H164ZM170 9V8H169ZM177 9H178V7H177ZM176 9V10H177ZM22 10H24L23 9V7H22ZM27 10V9H26ZM37 10H39V9H37ZM43 10V9H42ZM77 10H79L78 11V13H80V12H83V10L84 9H82V8H80V9H77ZM91 10V13H92V8L90 9ZM112 9H110V11H111ZM134 10V9H133ZM132 10V12L134 13L135 12V10L133 11ZM140 10V9H139ZM145 10V9H144ZM144 10H142L143 12H144ZM150 10V9H149ZM175 10V9H174ZM180 10V9H179ZM183 10H184V8H183ZM189 10V9H188ZM3 11H5V10H3ZM27 11H29V9L27 10ZM26 11V12H27ZM69 11H70V8H69ZM72 11V10H71ZM85 11H88L87 10V8H86V10ZM97 11V10H96ZM104 11V10H103ZM102 11V12H103ZM107 11H109V10H107ZM142 11H140V12H142ZM160 11H162V7H161V10ZM167 11V10H166ZM173 11V10H172ZM178 11V10H177ZM195 11V10H194ZM25 12V13H26ZM30 12H32V11H30ZM29 12V13H30ZM89 12V11H88ZM98 12V11H97ZM101 12V13H102ZM105 12V11H104ZM113 12H114V10H113ZM145 12H147L148 13V11L147 10H145ZM158 11H157V9H155V11H153L152 10V12H150V13H153V14H158L157 13ZM185 12V11H184ZM2 14H3V12H1ZM21 13V12H20ZM34 13V12H33ZM43 13V12H42ZM68 13V12H67ZM72 13H74V12H72ZM75 13H76V11H75ZM77 13V14H78ZM90 13V12H89ZM90 13V16L92 15V14H95V13H92L91 14ZM100 13V12H99ZM98 13V14H99ZM112 13V12H111ZM167 14H168V12H166ZM174 13V12H173ZM178 13V12H177ZM181 13H183V12H181ZM191 13V12H190ZM189 13V14H190ZM196 13V12H195ZM5 14V13H4ZM27 14H28V12H27ZM41 14V13H40ZM136 14V13H135ZM170 14V13H169ZM180 13H178V15H179ZM192 14H193V12H192ZM204 14V13H203ZM251 15V17H249L248 15ZM6 15V17H7V14H5ZM19 15H21V14H19ZM23 15V14H22ZM31 15H33V14H31L30 13V15L29 16H31ZM35 15H37L36 13H35ZM39 15V14H38ZM69 15V14H68ZM82 15V14H81ZM100 15V14H99ZM103 15H104V13H103ZM109 15V14H108ZM137 15V14H136ZM158 15H160V14H158ZM175 15V14H174ZM177 15V14H176ZM175 15V16H176ZM206 15L207 14H205V17H206ZM208 15V16H209ZM216 15V14H215ZM214 15V16H215ZM10 17H8V20L5 22V20H4V23H6L7 25H10V24H8V23H10L12 20H14V24L12 25V26H14L16 23H18L19 24V21L17 20V19H15V17L13 18V16L11 17V15H9ZM26 16V15H25ZM28 16V17H29ZM34 16V15H33ZM56 16H59V18H57ZM98 16V15H97ZM96 16V17H97ZM133 16H134V14H133ZM138 16H139V14H138ZM153 17H149V16H147V17H149V18H154L155 16L154 15H152ZM163 18H164V15L162 14L161 15ZM184 16H186V15H184ZM190 16V15H189ZM189 16H187V18L189 17ZM193 16V15H192ZM192 16H190V17H192ZM196 16V15H195ZM198 16V15H197ZM207 16V18L209 19V17ZM253 16V17H252ZM56 17V18H55ZM100 17V16H99ZM101 17H102V14H101ZM110 17V16H109ZM114 17H115V14H114ZM158 17V16H157ZM179 17H181V15H179ZM200 17V16H199ZM199 17H198V19H199ZM245 17H249V19L250 18H253V21L251 22V23H249V24H245V23H247V22H243V21H245ZM1 18H2V16H1ZM17 18V17H16ZM32 18H34V17H32ZM72 18V17H71ZM76 18V17H75ZM84 18V17H83ZM93 18V17H92ZM98 18V17H97ZM116 18V17H115ZM136 18V17H135ZM169 18H170V16H169ZM185 18V17H184ZM186 18V19H187ZM12 19V20H11ZM24 19H26V17L24 18ZM37 19V18H36ZM42 19H43V17H42ZM41 19V20H42ZM48 19V20H47ZM46 20L47 21H50L49 20V18H47ZM77 19H79V18H77ZM85 19V18H84ZM134 19V18H133ZM139 19V18H138ZM176 19V18H175ZM207 19V20H208ZM214 19V18H213ZM215 19H216V17H215ZM214 19V20H215ZM234 19H238L239 21H236V20H234ZM240 19H242L243 21H240ZM248 19V20H249ZM1 20V19H0ZM10 20V21H9ZM32 20V19H31ZM30 19L28 20V21H31ZM45 20V19H44ZM74 20V19H73ZM81 20H83V19H81ZM97 20V19H96ZM104 20H108L107 18L105 19L104 18ZM113 20V19H112ZM137 20V19H136ZM136 20H134V21H136ZM185 20V19H184ZM184 20H181V21H184ZM196 20V19H195ZM206 20V19H205ZM210 20V19H209ZM212 20V19H211ZM247 20V21H248ZM22 21V20H21ZM66 21V20H65ZM77 21H79V20H77ZM144 21H146V20H144ZM153 21V20H152ZM166 21V20H165ZM194 21V20H193ZM229 21H234V22H236L235 24H234V22L233 23H231V22H229ZM37 22V21H36ZM36 22H34V23H36ZM44 22V21H43ZM43 22H40V23H43ZM67 23H68V25L70 24L68 21H66ZM91 22H93V21H91ZM90 22V23H91ZM101 22H103V21H101ZM105 22V21H104ZM110 22H111V20H110ZM137 22V21H136ZM143 22V21H142ZM150 22V21H149ZM157 22V21H156ZM170 22V21H169ZM175 22V21H174ZM22 23H25V21L24 22H22ZM31 23H33V22H31ZM66 23V24H67ZM79 23V22H78ZM89 23V22H88ZM107 23V22H106ZM112 23H113V21H112ZM111 23V24H112ZM134 23V22H133ZM140 23V22H139ZM158 23V22H157ZM161 23V22H160ZM164 23V22H163ZM168 23V22H167ZM176 23H178L177 21H176ZM176 23H174V24H172V26L174 25V26H178ZM183 23V22H182ZM181 23V24H182ZM221 23V22H220ZM21 24V23H20ZM27 24V23H26ZM53 24V23H52ZM63 24H64V22H63ZM71 24H73V23H71ZM70 24V25H71ZM110 24V25H111ZM156 24V23H155ZM166 24V23H165ZM164 24V25H165ZM170 24H171V22H170ZM194 24V23H193ZM222 24V23H221ZM28 25V24H27ZM29 25H30V23H29ZM39 25V24H38ZM44 25V24H43ZM43 25H41V26H37L39 29H40V27H42ZM65 25V24H64ZM74 25V24H73ZM88 25V24H87ZM118 25V24H117ZM133 25V24H132ZM135 25V24H134ZM143 25H145V24H143ZM142 25V26H143ZM147 25V24H146ZM145 25V26H146ZM179 25H180V23H179ZM36 26V25H35ZM53 26V25H52ZM59 25H54V27H52V28H45L44 26V28L45 29H41L40 31L42 32V34H44V41L46 40V39H48L47 38V35L48 34H52V36L53 37H51L50 39H48V40H46V42L44 43V44H46V45H51V44H54V45H56L57 44V42H59V49L58 50H62V51H65V45H66V47H70L72 50L70 51V52H67L68 53V55L67 56H64V55H61V56H59L55 61H54V63H53V65H52V67L54 66V64H56L55 65V67H62V68H65L66 66V62L68 63V64H70V67L71 66H79L80 65V63H81V60H83V58L86 56V54H84V55H82V54H80V52L78 51V48H79V46H78V40H77V38H76V36L74 37V38H70L71 36L70 35H68V34H65V32H67L68 33V31H65V27H63V28H60V27H58ZM89 26V25H88ZM93 26V25H92ZM92 26H91V28H92ZM155 26V25H154ZM170 26V25H169ZM168 26V27H169ZM171 26V27H172ZM183 26V25H182ZM181 26V27H182ZM187 26V25H186ZM194 26V25H193ZM195 26H197V25H195ZM1 27V26H0ZM24 27H25V25H24ZM23 27V28H24ZM31 27V26H30ZM69 27V26H68ZM81 27V26H80ZM85 27V26H84ZM111 27V26H110ZM134 27V26H133ZM147 27H150L149 25H147ZM153 27V26H152ZM151 27V28H152ZM156 27V26H155ZM161 27V26H160ZM159 27V28H160ZM163 27V26H162ZM170 27V28H171ZM185 27V26H184ZM198 27V26H197ZM219 27V28H220ZM71 28V27H70ZM89 28V27H88ZM97 28V27H96ZM131 28V27H130ZM146 28V27H145ZM72 29V28H71ZM99 29V28H98ZM150 29V28H149ZM156 29V28H155ZM172 29V28H171ZM218 29V28H217ZM34 30H36V29H34ZM133 30V29H132ZM146 30V29H145ZM148 30V29H147ZM147 30H146V32H147ZM153 30V32H154V29H152ZM162 30V29H161ZM164 30H165V28L163 29V33H164ZM167 30H168V28H167ZM177 30V29H176ZM178 30H179V28H178ZM6 31V30H5ZM23 31H24V29H23ZM25 31H27L26 29H25ZM38 31V30H37ZM36 31V32H37ZM139 31V30H138ZM140 31H141V29H140ZM150 31V30H149ZM157 31V30H156ZM172 31H173V36H172V39H173V41H172V43L171 44H174V43H178L179 42V44L182 42V41H180L182 38H185V41L186 40H189V37L186 35V36H183V34L182 33H179V32H176L175 31V28H173L172 29ZM196 31H197V29H196ZM205 31H206V29H205ZM214 31V30H213ZM216 31V30H215ZM7 32V31H6ZM28 32V31H27ZM40 32V33H41ZM143 32H144V29H143ZM158 32H159V30H158ZM167 32V31H166ZM169 32V31H168ZM191 32V31H190ZM193 32H195V31H193ZM5 33V32H4ZM3 33V34H4ZM8 33L10 34L11 32H9L8 31ZM31 33V32H30ZM33 33L34 34H36L34 31H33ZM32 33V34H33ZM73 33V32H72ZM71 33V35H73ZM81 33H83V32H81ZM89 33H91L90 31H89ZM138 33V32H137ZM169 33H171V32H169ZM17 34H18V31H17ZM31 34V35H32ZM47 34V35H46ZM77 34V33H76ZM135 34V33H134ZM139 34V33H138ZM153 34V33H152ZM151 34V35H152ZM157 34V33H156ZM155 34V35H156ZM191 34V33H190ZM196 34V33H195ZM207 34V33H206ZM216 34H218V33H216ZM28 35V34H27ZM80 35V34H79ZM83 35V34H82ZM137 35V34H136ZM136 35H134V36H136ZM142 35V34H141ZM148 35V34H147ZM158 35V34H157ZM165 35V34H164ZM211 35V34H210ZM238 35V36H239ZM2 36V35H1ZM8 36H10V35H8ZM17 36V35H16ZM19 36V35H18ZM34 36V35H33ZM133 36V37H134ZM154 36V35H153ZM168 36V35H167ZM171 36V35H170ZM192 36V35H191ZM197 36V35H196ZM236 36V35H235ZM234 36V37H235ZM237 36V37H238ZM11 37V36H10ZM79 37V36H78ZM81 37V36H80ZM84 37V40L86 39L85 38V36H83ZM83 37L81 38V39H83ZM87 37H89L88 35H87ZM92 37V36H91ZM132 37V38H133ZM141 37V36H140ZM139 37V38H140ZM143 37V36H142ZM154 37H156V36H154ZM162 37V36H161ZM200 37V36H199ZM199 37H198V40H199ZM213 37V35L211 36V38ZM215 37V36H214ZM213 37V38H214ZM218 37V36H217ZM264 37V36H263ZM3 38V37H2ZM2 38H0V39H2ZM5 38V37H4ZM3 38V39H4ZM90 38V37H89ZM136 39H137V37H135ZM145 38H147V37H145ZM163 38V37H162ZM176 38H177V40H176ZM210 38V39H211ZM212 38V39H213ZM219 38V37H218ZM222 38V37H221ZM239 38H238V40H237V38L235 37L233 40H228V42H223L222 44H224V43H231V45L230 44H228V45H230V48H229V53L231 54H229L230 56H233V55H235L236 53H238V50H237V48L239 47V42H241L240 40H239ZM15 39H17V38H15ZM244 39V38H243ZM263 39V38H262ZM7 40V39H6ZM10 40H11V38H10ZM43 40V39H42ZM141 40V39H140ZM153 40V39H152ZM171 40V39H170ZM197 40V39H196ZM202 40H203V38H202ZM213 40H215V39H213ZM219 40V39H218ZM15 41H19V40H15ZM87 41V40H86ZM85 41V42H86ZM88 41H90V39L88 40ZM149 41V40H148ZM157 41V40H156ZM163 41H164V39H163ZM195 41V40H194ZM212 41V40H211ZM226 41V40H225ZM243 41H245V40H243ZM4 42H5V39H4ZM8 42V41H7ZM6 42V43H7ZM10 42V41H9ZM26 42V41H25ZM29 42V41H28ZM84 42V41H83ZM82 42V43H83ZM84 42V43H85ZM149 42H151V41H149ZM154 42V41H153ZM169 42V41H168ZM184 42V41H183ZM201 42V41H200ZM253 42V41H252ZM260 42H261V40H259V41H255V42H253L252 44L253 45H251V47H250V49H249V47H248V51H255V50H257L258 49V47L260 48H262L263 47V45H261V46H259V44H260ZM3 43V42H2ZM1 43V44H2ZM17 43V42H16ZM20 43V41L18 42V44ZM80 43H81V41H80ZM82 43H81V45H82ZM83 43V44H84ZM131 43V42H130ZM129 43V44H130ZM135 43V42H134ZM158 43V42H157ZM195 43H196V41H195ZM201 43H203V42H201ZM220 43V42H219ZM219 43H217V44H219ZM233 43V44H232ZM242 43V42H241ZM250 43H248V44H250ZM263 43H264V41H263ZM0 44V45H1ZM8 44V43H7ZM15 44V43H14ZM125 44V43H124ZM128 44V43H127ZM126 44V45H127ZM128 44V45H129ZM132 44V43H131ZM139 44V43H138ZM153 44V43H152ZM155 44H156V42H155ZM167 44V43H166ZM169 44V43H168ZM191 44H193V43H191ZM190 44V45H191ZM20 45V44H19ZM32 45H34V44H32ZM31 45V46H32ZM151 45V44H150ZM160 45V44H159ZM177 44H175V45H173L174 47L176 46ZM200 45V44H199ZM216 45V44H215ZM247 45V44H246ZM8 46V45H7ZM85 46V45H84ZM140 46H141V43H140ZM142 46H144V45H142ZM141 46V47H142ZM170 46H172V45H170ZM191 46H194V45H191ZM191 46H189L188 45V47H190L191 48ZM203 46V45H202ZM221 46V45H220ZM247 46H249V45H247ZM4 47H5V45H3V49H4ZM8 47H10V46H8ZM13 47V46H12ZM17 47V46H16ZM34 47V46H33ZM90 47V46H89ZM138 47V46H137ZM155 47V46H154ZM166 48H167V46H165ZM173 47V48H174ZM201 47V46H200ZM200 47H198L199 49H200ZM14 48V47H13ZM81 48V47H80ZM83 48H85V47H83ZM86 48H88V47H86ZM181 48H183V47H181ZM185 48V47H184ZM195 48V47H194ZM197 48V47H196ZM195 48V49H196ZM202 48V47H201ZM7 48H5V50H6ZM17 49V48H16ZM21 49H22V45H21ZM141 49V48H140ZM151 49V48H150ZM192 49V48H191ZM204 49V48H203ZM1 50V49H0ZM14 50V49H13ZM12 50V51H13ZM81 50V49H80ZM86 50V49H85ZM144 50V49H143ZM159 50H162V49H159ZM178 50V49H177ZM185 50V49H184ZM189 50V48L187 49V51ZM202 50V49H201ZM201 50H199L198 51V49H197V51H198V53L201 51ZM247 50V49H246ZM259 50H261V49H259ZM6 51H8V50H6ZM5 51V52H6ZM15 51V50H14ZM20 51V50H19ZM68 51V50H67ZM145 51V50H144ZM171 51H173V50H171ZM190 51V50H189ZM193 51V50H192ZM192 51H190L191 52V54H192ZM245 51V50H244ZM263 51V50H262ZM10 52H11V50H10ZM17 52V51H16ZM22 52H24V51H22ZM151 52V51H150ZM158 52V51H157ZM164 52V51H163ZM184 52H186V51H184ZM204 53L206 52V51H203ZM240 52V51H239ZM243 51L241 50V53H242ZM256 52V51H255ZM258 52V51H257ZM1 53H2V51H1ZM4 53V52H3ZM25 53V52H24ZM82 53V52H81ZM178 53V52H177ZM201 53V52H200ZM250 53V52H249ZM5 54V53H4ZM18 54V53H17ZM26 55H27V53H25ZM42 54H44V53H42ZM151 54V53H150ZM149 54V55H150ZM153 54V53H152ZM156 54V53H155ZM181 54H183V52L181 53ZM185 54V53H184ZM188 52H187V57H188ZM194 54V53H193ZM192 54V55H193ZM196 54V53H195ZM224 54H226V53H224ZM246 54V53H245ZM248 54V53H247ZM264 54V53H263ZM0 55H2V54H0ZM19 55L21 56V54L19 53ZM45 55V54H44ZM43 55V56H44ZM160 55H163L162 54V52H161V54ZM165 55V54H164ZM175 55V54H174ZM173 55V56H174ZM237 55H239V54H237ZM243 55H244V52H243ZM243 55H241V56H243ZM254 55H256V54H254ZM13 57H14V55H12ZM20 56H18V57H20ZM28 56V55H27ZM42 56V55H41ZM156 56H158V55H156ZM178 56V55H177ZM176 56V57H177ZM200 57L201 58V56L198 54L197 55V57ZM204 56V55H203ZM206 56V55H205ZM245 56V55H244ZM253 56V55H252ZM1 57V56H0ZM2 57H4V56H2ZM17 57V56H16ZM65 57L66 58H69V60L67 61L66 60V62H65ZM160 57V56H159ZM164 57V56H163ZM169 57V56H168ZM228 57V56H227ZM236 57V56H235ZM260 57V56H259ZM7 58V57H6ZM15 58V57H14ZM23 58V57H22ZM27 59H28V57H26ZM87 58V57H86ZM154 58V57H153ZM171 57H169V59H170ZM182 58V57H181ZM206 58V57H205ZM228 58H230V57H228ZM232 58V57H231ZM237 58V57H236ZM242 57H240L239 59H241ZM248 58V57H247ZM16 59V58H15ZM18 59V58H17ZM16 59V60H17ZM31 59V58H30ZM157 59V58H156ZM155 59V60H156ZM179 59V58H178ZM185 59V58H184ZM198 59V58H197ZM202 59V58H201ZM204 59V58H203ZM207 59V58H206ZM238 59V58H237ZM261 59V58H260ZM12 60V59H11ZM58 60V61H57ZM188 60V59H187ZM190 60V59H189ZM3 61V60H2ZM7 61V60H6ZM32 61V60H31ZM158 61H159V58H158ZM167 61H169L170 62V60H167ZM12 62V61H11ZM20 62V61H19ZM85 62H86V60H85ZM85 62H83L84 64H85ZM89 62V61H88ZM161 62V61H160ZM168 62V63H169ZM178 62V61H177ZM182 62V61H181ZM191 62V61H190ZM204 62V61H203ZM202 62V63H203ZM223 62V61H222ZM226 62H227V60H226ZM1 63V62H0ZM5 63V62H4ZM16 63H18V62H16ZM82 63V64H83ZM165 63V62H164ZM164 63H160L159 65H158V67L155 69L156 70V72H158L159 73V75L161 76V80L159 81V83H161V85L163 84L164 86H163V88H164V90H166V91H169V92H171V91H173V90H179L180 91V93H181V95H183V96H187L188 98H192V96H194V95H196L195 93H193V92H191V90H188L187 89V87L186 86H184V80L185 79H187V78H189V77H191V76H189L191 73H190V71L189 72H186L188 69L187 68H180V69H176V67L175 68H173L172 69V71H170L171 70V68L174 66V65H178V64H172V65H168V67L165 69V71H167V72H165L164 70H163V68H165V66H166V64H164ZM167 63V62H166ZM174 63V62H173ZM195 63V62H194ZM198 63V62H197ZM8 64H9V62H8ZM15 64V63H14ZM20 64V63H19ZM25 64V63H24ZM29 64H31V63H29ZM29 64H28V66H29ZM82 64L80 65V67L82 66ZM83 64V65H84ZM86 64H87V62H86ZM86 64H85V66H86ZM181 64V63H180ZM188 64H189V61H188ZM204 64V63H203ZM225 64V63H224ZM262 64V63H261ZM263 64H264V62H263ZM6 65V64H5ZM10 65V64H9ZM26 66H27V64H25ZM24 65V66H25ZM195 65H196V63H195ZM202 65V64H201ZM226 65V64H225ZM2 66V65H1ZM17 66V65H16ZM21 66V65H20ZM23 66V64H22V67H24ZM102 66V65H101ZM169 66L171 67V68H169ZM184 66V65H183ZM187 66V65H186ZM203 66V65H202ZM6 67H7V65H6ZM54 67V68H55ZM68 67V66H67ZM104 67V66H103ZM181 67V66H180ZM194 67V66H193ZM192 67V68H193ZM199 67V66H198ZM1 68V67H0ZM20 68V67H19ZM78 68V67H77ZM85 68V67H84ZM97 68V67H96ZM105 68H108V67H104V68H102V70H100L99 72L97 71V77L96 78H98V80L100 81V82H102L104 79H110L111 78V72L109 73L110 75H108V73H107V69H105ZM201 68V67H200ZM200 68H197V69H200ZM263 68H264V66H263ZM12 69V68H11ZM11 69H10V71H11ZM14 69H16V68H14ZM28 69H30V68H28ZM68 69V68H67ZM70 69V68H69ZM74 69V68H73ZM79 69V68H78ZM83 69V68H82ZM100 69V68H99ZM195 69H196V67H195ZM238 69V68H237ZM240 69V68H239ZM1 70V69H0ZM5 70V69H4ZM25 70H26V68H25ZM32 70V69H31ZM34 70V69H33ZM32 70V71H33ZM50 70V69H49ZM52 70V69H51ZM75 70H77V69H75ZM80 70V69H79ZM85 70V69H84ZM97 70V69H96ZM184 70H186V71H184ZM190 70H191V68H190ZM194 70V69H193ZM202 70H203V68H202ZM202 70H200V71H202ZM235 70L236 69H233V68H230L227 72H225V74L224 75H227V74H232V73H234L235 72ZM249 70V69H248ZM257 70V69H256ZM263 70V69H262ZM262 70L260 71V72H262ZM3 71V70H2ZM6 71V70H5ZM7 71H8V69H7ZM18 71H19V69H18ZM114 71H116V70H114ZM118 71V70H117ZM163 71H164V74H162L163 73ZM239 71V70H238ZM22 72H24V71H22ZM29 72V71H28ZM38 72V71H37ZM94 72H96V71H94ZM126 72H128V71H126ZM173 72V73H172ZM195 72V71H194ZM199 72V71H198ZM244 72V71H243ZM246 72H248V71H246ZM250 72V71H249ZM8 73V72H7ZM11 73V72H10ZM19 73V72H18ZM21 73V72H20ZM19 73V74H20ZM26 73H27V71H26ZM26 73H24V74H26ZM116 73V72H115ZM119 74V76H121V72H118ZM30 74V73H29ZM34 74V73H33ZM36 74V73H35ZM67 74V73H66ZM69 74H71V75H73V73H69ZM83 74V73H82ZM194 73H192V75H193ZM26 75H28V74H26ZM41 75V74H40ZM78 75V74H77ZM87 75V74H86ZM117 75V74H116ZM1 76H3L2 75V73H1ZM84 76V75H83ZM92 76V75H91ZM125 76H126V74H125ZM132 76V75H131ZM232 76H233V74H232ZM237 76V75H236ZM4 77H6V76H3L2 78H4ZM17 77H18V75H17ZM28 77V76H27ZM27 77H24V78H27ZM31 77V76H30ZM37 77H39V76H37ZM43 77V76H42ZM68 77V76H67ZM74 77V76H73ZM75 77H76V75H75ZM85 77V76H84ZM110 77V78H109ZM114 77V76H113ZM128 77V76H127ZM237 77H240V76H237ZM1 78V77H0ZM21 78H23V77H21ZM40 78V77H39ZM83 78V77H82ZM90 78V77H89ZM95 78V77H94ZM116 78V77H115ZM131 77H128V78H126V79H130ZM195 78V77H194ZM227 79H230V80H232L233 78L230 76H228V77H226ZM241 78V77H240ZM239 78V79H240ZM243 78V77H242ZM19 79V78H18ZM18 79H17V81H18ZM41 79V78H40ZM40 79H37V80H40ZM44 79V78H43ZM70 79V78H69ZM78 79V77L76 78V80ZM88 79V78H87ZM191 79V78H190ZM189 79V80H190ZM238 79V80H239ZM8 80V79H7ZM24 80L25 79H23V82H24ZM35 80V79H34ZM45 80V79H44ZM65 74L63 75V78H61V81H64L65 82ZM75 80V81H76ZM112 80V79H111ZM111 80H106L107 81V83H109V82H111ZM121 80H123L124 81V79H122V78H117V79H115L114 80V78H113V80L112 81H121ZM234 80V79H233ZM29 81V80H28ZM33 81V80H32ZM43 81V80H42ZM47 81V80H46ZM68 81V79L66 80V82ZM72 81V80H71ZM74 81V80H73ZM174 81V82H173ZM11 82V81H10ZM10 82L8 81L7 83H9V85H10ZM20 81H18L17 83H19ZM22 82V81H21ZM20 82V83H21ZM22 82V83H23ZM45 82V81H44ZM70 82V81H69ZM77 82V81H76ZM80 82V81H79ZM126 82V81H125ZM173 82V83H172ZM188 82V81H187ZM5 83V82H4ZM7 83H5V84H7ZM32 84H33V82H31ZM47 83V82H46ZM91 83V82H90ZM119 83V82H118ZM123 83V82H122ZM198 83V82H197ZM14 84V83H13ZM12 84V85H13ZM15 84H16V80H15ZM64 84H66V83H64ZM69 84V83H68ZM76 84V83H75ZM99 84V83H98ZM104 84V83H103ZM189 84H191V83H189ZM252 84V83H251ZM254 84V83H253ZM261 84V83H260ZM264 84V83H263ZM2 85V84H1ZM9 85H7V86H9ZM17 85V84H16ZM15 85V88L17 87ZM22 85V84H21ZM30 84H28V86H29ZM35 85V84H34ZM72 85H73V83H72ZM78 85H79V83H78ZM82 85V84H81ZM84 85V84H83ZM82 85V86H83ZM94 85V84H93ZM113 85H115V84H113ZM192 85V84H191ZM18 86H19V84H18ZM23 86V85H22ZM27 86V85H26ZM27 86V87H28ZM32 86V85H31ZM64 86V85H63ZM82 86H81V88H82ZM87 86H91V85H87ZM98 86V85H97ZM109 86V85H108ZM201 86V85H200ZM199 86V87H200ZM257 86V85H256ZM3 87H4V85L1 87L2 89H3ZM66 87V86H65ZM69 87V86H68ZM71 87V86H70ZM76 87V86H75ZM78 87V86H77ZM86 87V86H85ZM106 87V86H105ZM202 87V86H201ZM0 88V89H1ZM5 89H6V87H4ZM9 88H10V86H9ZM14 88V89H15ZM23 88V87H22ZM72 88V87H71ZM83 88H84V86H83ZM88 87H86V89H87ZM197 88V87H196ZM259 88V87H258ZM257 88V89H258ZM263 88V87H262ZM1 89V90H2ZM11 89V88H10ZM25 89V88H24ZM32 89V87H30V90ZM38 89V88H37ZM62 89V88H61ZM78 89V88H77ZM85 89V90H86ZM95 89V88H94ZM106 89V88H105ZM195 89V88H194ZM200 89V88H199ZM0 90V94L2 95V94H4V93H2V91ZM7 90V89H6ZM12 90V89H11ZM20 90V89H19ZM18 90V91H19ZM34 90H35V88H34ZM64 90V89H63ZM62 90V91H63ZM76 90V89H75ZM91 90V89H90ZM109 90V89H108ZM114 90V89H113ZM196 91H197V89H195ZM259 90H260V88H259ZM261 90H263V89H261ZM27 91V90H26ZM32 91V90H31ZM65 91L67 92L68 90H66L65 89ZM70 91V90H69ZM68 91V92H69ZM93 91V90H92ZM107 91V90H106ZM110 91V90H109ZM116 91V94L114 95V96H116L117 97V99H118V97H120V96H122L123 94L122 93H120V92H118L117 90H115ZM114 91V92H115ZM4 92V91H3ZM6 92V91H5ZM12 92V91H11ZM10 92V93H11ZM25 92V91H24ZM27 92H30V91H27ZM34 92V91H33ZM37 92H38V90H37ZM36 92V93H37ZM67 92V93H68ZM71 92V91H70ZM70 92H69V94H70ZM83 92V91H82ZM85 92V91H84ZM8 93H9V91H8ZM15 94H16V92H14ZM22 93V92H21ZM40 93V92H39ZM73 93V92H72ZM75 93V92H74ZM87 93H89V92H86V94ZM110 93V92H109ZM7 94V93H6ZM23 94H25V93H23ZM31 94V93H30ZM34 94V93H33ZM32 94V95H33ZM54 94V93H53ZM52 94V95H53ZM68 94V95H69ZM111 94V93H110ZM0 95V96H1ZM27 95V94H26ZM38 95V94H37ZM51 95V94H50ZM75 95V94H74ZM81 95V94H80ZM85 95V94H84ZM88 95V94H87ZM90 95H92L91 97L92 98H99V97H102V99H104V97H105V92H104V86H102V85H100L99 84V87H98V89L95 91V92H92ZM7 96V95H6ZM19 96V95H18ZM36 96V95H35ZM82 96V95H81ZM2 97V96H1ZM7 97H10V96H7ZM41 97V96H40ZM85 96H83L82 98H84ZM109 97V96H108ZM107 97V98H108ZM113 97V96H112ZM79 98V97H78ZM91 98V99H92ZM106 98V97H105ZM114 99H116L115 97H113ZM5 99H6V97L4 98H2V100L3 101H5ZM10 99V98H9ZM14 100L13 101H15V103H16V106L18 107V108H20L22 111H26V110H31V109H29V107H30V103H29V101H27V100H25L24 99V96L23 97H17L16 98V96H15V98H13ZM29 99V98H28ZM65 99V98H64ZM72 99H74V97H72ZM84 99H86V98H84ZM88 99V98H87ZM120 99V98H119ZM12 100V99H11ZM34 100V99H33ZM40 99H38V101H39ZM80 100V99H79ZM93 100V99H92ZM108 100V99H107ZM111 100H113V99H111ZM2 101V102H3ZM44 101V100H43ZM68 101V100H67ZM75 101V100H74ZM119 101V100H118ZM64 102V101H63ZM84 102V101H83ZM86 102H87V100H86ZM1 103V102H0ZM14 103V104H15ZM45 103V102H44ZM57 103V102H56ZM89 103V102H88ZM87 103V104H88ZM112 103H114V100H113V102ZM115 103H116V101H115ZM119 103V102H118ZM117 103V104H118ZM37 104V103H36ZM39 104V103H38ZM41 104V103H40ZM58 104V103H57ZM62 104H65V103H62ZM68 104H69V102H68ZM95 104H97V112L98 111H100V113L102 114V113H106V108L103 106V104H104V101L103 100H99V99H97V100H95ZM106 104V103H105ZM123 104V103H122ZM2 105V104H1ZM0 105V106H1ZM3 105H4V103H3ZM8 105V104H7ZM7 105H5V107L7 106ZM34 105V104H33ZM41 105H44V104H41ZM41 105H39V106H41ZM65 105H67V104H65ZM64 105V106H65ZM84 105V104H83ZM89 105V104H88ZM87 105V106H88ZM114 105V104H113ZM32 106V105H31ZM56 106H58V105H56ZM63 106V105H62ZM68 106V105H67ZM63 107L64 109H66V108H68V107ZM108 106V105H107ZM111 107H112V105H110ZM122 106V105H121ZM129 108L127 109V110H134V111H137V110H142V109H140V108H137L135 105H127ZM126 106V107H127ZM8 107H10V106H8ZM44 108H45V106H43ZM47 107V106H46ZM70 107V106H69ZM116 107V106H115ZM115 107H113V108H115ZM261 107H264V105H261ZM2 108V107H1ZM0 108V109H1ZM14 108H15V106H14ZM33 108V107H32ZM39 108V107H38ZM48 108V107H47ZM71 108V107H70ZM94 108V107H93ZM108 108H110V107H108ZM120 108H122V107H120ZM119 108V109H120ZM124 108V107H123ZM58 109H60V106L58 107ZM91 109H92V106H91ZM125 109V108H124ZM11 110V109H10ZM37 110V109H36ZM40 110V109H39ZM57 110V109H56ZM76 110V109H75ZM88 110V109H87ZM115 110V109H114ZM1 111H3L4 113H7L8 111H9V108H7V109H2ZM12 111V110H11ZM43 111H44V109H43ZM46 111L48 112V110L46 109ZM61 111V110H60ZM59 111V112H60ZM81 111H84V110H81ZM80 111V112H81ZM85 111H86V109H85ZM95 111V110H94ZM111 111V110H110ZM10 112V111H9ZM13 112V111H12ZM16 112V111H15ZM27 112V111H26ZM35 113H36V111H34ZM37 112H39V111H37ZM79 112V113H80ZM88 112V111H87ZM4 113H1L2 115L4 114ZM41 113V112H40ZM39 113V114H40ZM46 113V112H45ZM58 113V112H57ZM89 113H90V110H89ZM206 113V112H205ZM14 114V113H13ZM27 114H29V113H27ZM47 114V113H46ZM92 114V112L90 113V116H92L91 115ZM18 115V114H17ZM22 115V114H21ZM32 115V114H31ZM30 115V116H31ZM36 115V114H35ZM48 115V114H47ZM58 115V114H57ZM77 115V114H76ZM82 115V114H81ZM99 115V114H98ZM206 115H208V114H206ZM205 115V117H208V116H206ZM14 116V115H13ZM15 116H16V114H15ZM29 116V115H28ZM40 116V115H39ZM42 116H43V114H42ZM77 116H79V115H77ZM97 116V115H96ZM95 116V117H96ZM19 117H20V115H19ZM44 117V116H43ZM58 117V116H57ZM89 117V116H88ZM9 118V117H8ZM10 118H12V117H10ZM9 118V119H10ZM17 118V117H16ZM16 118H14V119H16ZM24 118V117H23ZM26 118V117H25ZM28 118H30V117H28ZM60 118V117H59ZM110 118V117H109ZM209 118V117H208ZM21 119V118H20ZM19 119V120H20ZM37 119V118H36ZM40 118H38V120H39ZM43 119V118H42ZM46 119H47V116H46ZM88 119V118H87ZM2 120V119H1ZM0 120V121H1ZM5 120L6 119H4V122H5ZM27 120V119H26ZM58 120V119H57ZM60 120V119H59ZM92 120H94V119H92ZM213 120V119H212ZM211 120V121H212ZM11 121V120H10ZM12 121H14V120H12ZM24 122V119H22L21 120V122ZM28 121H29V119H28ZM45 121V120H44ZM55 121V120H54ZM64 122V124H63V122ZM62 121H61V123H62V128H60V129H66V131L64 130V133L63 134H61L59 137L60 138H62V139H66V144H56V145H52V143L50 142V141H43L44 142V145H46V149H45V151L44 152H40V151H37V152H25V153H23V154H20L19 152H18V154H20V156H15V158H17L15 161H12V160H6V161H4V159H3V161H4V163H3V165H2V167H1V169H0V174H2L3 172H5V173H11V175H15L16 176V178H19L20 176H21V170L26 166V165H29V164H32V162L34 161V160H37V161H42V162H40V163H43L44 161H45V159L47 158V157H49V156H57L58 158L60 157V156H66V154H69V153H71V154H73L72 152H68V151H66V149H68V148H71L72 147V145L76 142L75 140H77L76 138L78 137V133H77V127L75 128V129H73V127H75L76 125H75V120H74V118L72 117V115H64V117L62 118ZM78 121V120H77ZM77 121H76V123H77ZM90 121V120H89ZM97 121V120H96ZM100 121V120H99ZM209 121H210V119H209ZM223 121V119L222 120H220L219 121V123L220 122H222ZM225 121V120H224ZM3 121H1V123H2ZM8 122H9V120H8ZM15 122V121H14ZM19 122V121H18ZM20 122V123H21ZM23 122H22V124H23ZM30 122H32V121H30ZM107 122V121H106ZM214 122V121H213ZM212 122V123H213ZM215 122H217V121H215ZM214 122V123H215ZM0 123V124H1ZM6 123V122H5ZM27 123V122H26ZM88 123V122H87ZM92 123V122H91ZM90 123V124H91ZM213 123V125H215ZM218 123V122H217ZM3 124V123H2ZM1 124V125H2ZM8 124V123H7ZM6 124V125H7ZM29 124V123H28ZM27 124V125H28ZM31 124V123H30ZM29 124V125H30ZM56 124V123H55ZM80 124V123H79ZM84 124V123H83ZM89 124V125H90ZM223 124V123H222ZM14 125V124H13ZM19 125H21V124H19ZM26 125V124H25ZM26 125V126H27ZM75 125V126H74ZM78 125V124H77ZM106 125V124H105ZM212 125V124H211ZM218 125V124H217ZM237 125V123L235 124V126ZM2 126H4V125H2ZM17 126V125H16ZM23 126V128L26 130V128H28L29 129V127L27 126ZM32 126V125H31ZM58 126V125H57ZM79 126V125H78ZM85 126V125H84ZM90 126H92V125H90ZM94 126V125H93ZM96 126V125H95ZM114 126V125H113ZM116 126V125H115ZM216 126V125H215ZM19 127V126H18ZM26 127V128H25ZM59 127V126H58ZM82 127V126H81ZM97 127V129H98V125L96 126ZM109 127H110V125H109ZM218 127V126H217ZM234 127V126H233ZM233 127H231V128H229V127H227L226 125H223V131L222 132H230L229 130H232L230 133H231V135L233 136V135H235V136H237V134H238V132H236V133H234V128ZM2 128V127H1ZM0 128V129H1ZM22 128V127H21ZM31 128H33V127H31ZM78 128H80V127H78ZM107 128V127H106ZM115 128V127H114ZM237 128V127H236ZM97 129H94V130H97ZM116 129V128H115ZM114 129V130H115ZM219 129H221V128H219ZM234 129V130H233ZM22 130V129H21ZM30 130V129H29ZM59 130V129H58ZM57 130V131H58ZM105 130V129H104ZM2 131V130H1ZM31 131H32V129H31ZM80 130L78 129V132H79ZM84 131V130H83ZM106 131V130H105ZM237 131V130H236ZM239 131V130H238ZM7 132V131H6ZM18 132V131H17ZM22 132V131H21ZM20 132V133H21ZM60 132H61V130H60ZM65 132H66V135H65ZM82 132V131H81ZM86 132V131H85ZM91 132H92V130H91ZM25 133H28V131L27 132H25ZM93 133V132H92ZM91 133V134H92ZM120 133H122V134H119V132H118V129H116L112 134H108V135H103L104 134V132H102V133H100L99 134V137H98V139H96L95 141H97V144L95 145V146H97L98 145V147H100V149H101V154H103V155H105L107 152L108 153H111L112 155H114V154H120V157H122V158H124V157H126V154H127V150L129 149V148H132L133 150H135V145L133 144V142L130 140V139H128V137L129 136H131V133H127V134H125V133H123V132H120ZM3 134V133H2ZM6 134V133H5ZM4 134V135H5ZM10 134V133H9ZM9 134H7L9 137H11V135H9ZM22 134H23V132H22ZM73 134H76V135H73ZM88 134V133H87ZM3 135V136H4ZM18 135V134H17ZM37 135H38V133H37ZM59 135V134H58ZM89 135H90V132H89ZM92 135H94V134H92ZM120 136L121 137V139H117V136ZM86 136V135H85ZM91 136V135H90ZM0 137H1V133H0ZM7 137V136H6ZM16 137V136H15ZM78 138H80V137H78ZM236 138V137H235ZM235 138H234V136H233V140H235ZM1 139V138H0ZM8 139V138H7ZM12 139V138H11ZM17 140V139H16ZM31 140V139H30ZM82 140V139H81ZM84 140V139H83ZM89 140V139H88ZM11 141V140H10ZM13 141V140H12ZM94 141V142H95ZM16 142H18V141H16ZM230 143H231V141H230ZM1 144H2V141H1ZM18 144V143H17ZM31 144V143H30ZM29 144V145H30ZM78 144V143H77ZM82 144V143H81ZM34 145V144H33ZM51 145V146H50ZM80 145V144H79ZM2 146V145H1ZM5 147H6V145H4ZM18 145H16L15 147H17ZM20 146V145H19ZM18 146V147H19ZM35 146V145H34ZM3 147V146H2ZM4 147V148H5ZM8 147V146H7ZM31 147H33V146H31ZM83 147V146H82ZM93 147V146H92ZM97 147V148H98ZM233 147H236V145L235 144H233ZM9 148V147H8ZM22 148V147H21ZM29 148V147H28ZM76 148H80V147H75V149ZM35 149V148H34ZM88 149V148H87ZM1 150V149H0ZM17 150V149H16ZM23 150V149H22ZM29 150V149H28ZM32 150V149H31ZM72 150V149H71ZM74 150V149H73ZM72 150V151H73ZM92 150V149H91ZM98 150V149H97ZM12 151V150H11ZM83 151V150H82ZM92 151H94V150H92ZM96 151V150H95ZM4 152V151H3ZM17 152V151H16ZM66 152V153H65ZM73 152H75V150L73 151ZM90 152V151H89ZM6 153H7V151H6ZM6 153H4V154H6ZM92 153V152H91ZM3 154V153H2ZM7 154H9V153H7ZM6 154V155H7ZM13 154V153H12ZM16 154V153H15ZM74 154H76V153H74ZM73 154V155H74ZM87 154V153H86ZM96 154V153H95ZM99 154V153H98ZM59 155V156H58ZM72 155V156H73ZM5 156V155H4ZM8 156H10V155H8ZM26 156H27V158H26ZM84 156V155H83ZM95 156V155H94ZM99 156V155H98ZM115 156V155H114ZM42 157H44L43 159H42ZM77 157V156H76ZM103 157H105V156H103ZM8 158V157H7ZM71 158V157H70ZM74 158V157H73ZM101 158V157H100ZM107 157H105L104 159H106ZM115 158V157H114ZM42 159V160H41ZM79 159V158H78ZM83 159V158H82ZM86 159V158H85ZM99 159V158H98ZM77 160V159H76ZM107 160V159H106ZM71 161V160H70ZM102 161V160H101ZM67 162V161H66ZM78 162V161H77ZM83 162V161H82ZM82 162H81V164H82ZM99 162V161H98ZM116 162V161H115ZM38 163V162H37ZM68 163V162H67ZM79 163V162H78ZM84 163H85V161H84ZM90 163V162H89ZM88 163V164H89ZM93 163V162H92ZM122 163H123V161H122ZM128 164H125V165H123L122 164V166H120L121 164L119 163V165H116V166H120L119 167V169L117 170V171H119V170H121L122 168H124V167H128V166H132V165H134V164H136L137 163V161H136V158L135 157H133L132 158V163L130 164L129 162H127ZM87 164V163H86ZM98 164V163H97ZM100 164H101V162H100ZM100 164H98V165H100ZM109 164V163H108ZM111 164V163H110ZM116 164H117V162H116ZM74 165V164H73ZM77 165V164H76ZM75 165V166H76ZM94 165V164H93ZM115 165V164H114ZM100 166H102V165H100ZM115 166V167H116ZM80 167H81V165H80ZM87 167V166H86ZM72 168V167H71ZM77 168H78V166H77ZM94 168V167H93ZM97 168V167H96ZM103 168V167H102ZM105 168V167H104ZM110 168V167H109ZM116 168H118V167H116ZM76 169V168H75ZM79 169V168H78ZM91 169H92V166H91ZM105 169H107V168H105ZM16 171L17 170V172H13V171ZM77 170V169H76ZM87 170V169H86ZM74 171V170H73ZM92 171V170H91ZM96 171V170H95ZM76 172V171H75ZM78 172V171H77ZM98 172V171H97ZM103 172V171H102ZM99 173V172H98ZM100 174V173H99ZM103 174V173H102ZM101 174V175H102ZM109 174V173H108ZM4 175V174H3ZM87 175L89 176L90 175V171H88L87 172ZM93 175H96V174H93ZM107 175V174H106ZM10 176V175H9ZM93 177V176H92ZM90 178H91V176H90ZM12 179V178H11ZM10 179V180H11ZM94 186H96V187H100L101 185L97 182V176L96 177H94ZM13 191H14V189H13ZM14 195V194H13ZM13 211H14V209H13ZM0 215H2V212H0ZM13 240H15L16 241V243L15 244H13L12 243V241ZM64 245L65 246H63V247H60L59 245H45L44 246V248H39L38 247V245H37V242H36V240H35V238H32V242H31V246H29V243H28V238H26V237H24L23 236V234H21V233H19V232H16V231H13V230H7V229H0V264H37L36 262H37V260L36 261H34L33 260V258H40V260L42 259V258H51V259H45V261L47 262V264H59V261L61 260V259H64L65 257H67V256H69L68 254H69V252H71V246H72V242L71 241H65L64 242ZM95 245L96 244H93L92 246H94L95 247ZM96 248V247H95ZM138 251V250H137ZM151 251V250H150ZM153 251V250H152ZM155 251V250H154ZM158 251H161V250H158ZM169 251V250H168ZM17 252H20V254H22V257H18V255L16 254ZM36 252H40V255H35V253ZM45 252V253H44ZM91 253V252H90ZM133 253V252H132ZM141 253V252H140ZM145 253V252H144ZM166 253V252H165ZM139 254V253H138ZM81 255L83 256V258L85 259V264H88L89 263V261H95L96 262V264H120V263H122V264H133V261H129V260H121V261H118V260H115V259H107V258H103V257H96V256H93L92 254L91 255H89L88 257H87V259L84 257L85 255H86V252H83V253H81ZM137 255V254H136ZM145 255V254H144ZM150 255V254H149ZM122 256V255H121ZM130 257V256H129ZM138 257V256H137ZM143 257V256H142ZM141 257V258H142ZM109 258V257H108ZM121 258V257H120ZM119 258V259H120ZM145 258V257H144ZM143 258V259H144ZM150 258V257H149ZM88 260V261H87ZM137 260H138V258H137ZM136 260V261H137ZM134 261H135V259H134ZM146 264V263H145Z\"/></svg>", "mask_w": 264, "mask_h": 264}]
</instances>
